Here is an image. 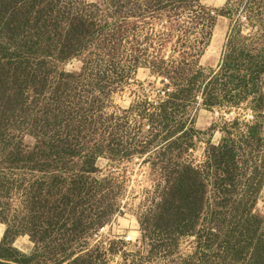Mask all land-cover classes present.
<instances>
[{
  "label": "trees",
  "instance_id": "obj_1",
  "mask_svg": "<svg viewBox=\"0 0 264 264\" xmlns=\"http://www.w3.org/2000/svg\"><path fill=\"white\" fill-rule=\"evenodd\" d=\"M187 1L198 5H144L155 12ZM108 2L123 11L122 0ZM104 9L82 0H0V222L6 225L0 264H109L107 253L119 255L120 264H264V216L254 192L239 187L240 153L256 158L253 143L264 139V0L249 2L250 31L241 24L231 29L217 68L207 76L196 68L187 88L171 96L181 102H171L170 113L164 109L159 126L167 131L178 123L174 115L199 98L203 107L225 113L244 107L252 121L226 122L229 133L211 157L198 165L182 162L167 175L157 210L139 220L143 247L131 255L122 253L124 242L90 244L115 211L103 194L114 178L100 180L97 161L124 154L107 141L106 88L90 81L115 23L107 22ZM207 38L198 57L212 31ZM80 57L82 72H67L65 65ZM143 103L155 109L158 102ZM194 135L186 130L164 146L190 149ZM27 136L34 146L25 145ZM23 236L35 244L29 255L14 247Z\"/></svg>",
  "mask_w": 264,
  "mask_h": 264
},
{
  "label": "rangeland",
  "instance_id": "obj_2",
  "mask_svg": "<svg viewBox=\"0 0 264 264\" xmlns=\"http://www.w3.org/2000/svg\"><path fill=\"white\" fill-rule=\"evenodd\" d=\"M82 1L105 8L107 22L115 21L104 59H94L96 71L90 81L106 88L105 118L111 127L106 134L107 141L124 153L114 157L115 161L109 156L97 161L100 171L97 177L114 178L110 189L103 194L110 198L115 211L109 222L92 235L90 244L124 242L122 253L138 254L143 247L139 220L147 212L157 210L167 189V175H174L173 170L179 169L182 162L198 165L211 157L212 147L222 144L229 133L226 122L238 118L248 123L253 119L251 111L244 107L225 113L203 107L199 98L197 104L182 109L183 113L173 114L178 123L187 121L183 129H179L178 123H173L167 131L159 126L164 109L170 113L171 102H181L178 98L172 100L171 96L187 88L191 73L201 66L207 76L210 69L217 68L231 29L241 24L245 33L250 31L251 12L247 6L254 0H198V5L187 1L155 12L145 7L146 0H122L124 8L119 13L107 7L109 0L106 4L105 0ZM211 31V41L198 57L202 48L199 42L208 40ZM100 53L96 51V56ZM84 61L85 57L74 59L65 69L80 74ZM143 101L163 105L147 109ZM189 129H194L196 138L189 143L190 149L164 146L177 141ZM135 135L138 145L131 146ZM24 143L32 147L36 140L27 136ZM244 149L250 153V147ZM252 150L256 151V158L240 153L243 158L239 163L242 168L239 187L254 192L258 198L256 211L264 216V139L253 143ZM5 232L6 225L0 222V241ZM14 247L27 255L35 250L28 236L17 238ZM119 257L106 255L109 264H120Z\"/></svg>",
  "mask_w": 264,
  "mask_h": 264
}]
</instances>
